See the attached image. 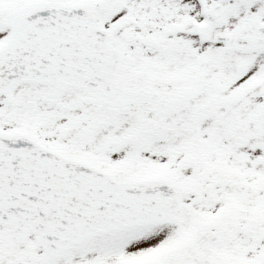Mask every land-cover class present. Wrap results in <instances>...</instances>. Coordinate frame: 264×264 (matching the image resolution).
Returning a JSON list of instances; mask_svg holds the SVG:
<instances>
[{"label":"snow or ice","instance_id":"obj_1","mask_svg":"<svg viewBox=\"0 0 264 264\" xmlns=\"http://www.w3.org/2000/svg\"><path fill=\"white\" fill-rule=\"evenodd\" d=\"M0 264H264V0H0Z\"/></svg>","mask_w":264,"mask_h":264}]
</instances>
